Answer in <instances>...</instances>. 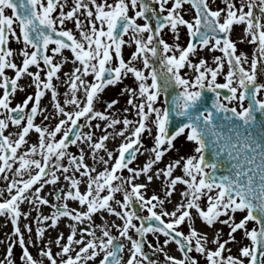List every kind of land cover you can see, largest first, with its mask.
<instances>
[{
	"label": "snow or ice",
	"instance_id": "6c2138e0",
	"mask_svg": "<svg viewBox=\"0 0 264 264\" xmlns=\"http://www.w3.org/2000/svg\"><path fill=\"white\" fill-rule=\"evenodd\" d=\"M222 3L224 7L213 10L210 0H171V4L169 0H0V178L5 181L0 188V216L11 217L16 237L7 247V264H15L11 257L17 242L23 264H44V258L49 264H154L144 251L148 233L158 242L162 234L165 246L173 241L178 245L182 257L169 255L163 246L159 248L167 264H200L191 255L193 251L204 257L205 264H264V0ZM185 4L195 10L191 19L182 14ZM138 19L145 23H138ZM67 20L74 21L79 38L72 30L64 29ZM234 25H244L239 42L254 46L251 56L245 52L237 54V42L230 38ZM165 28L172 32L174 43H168L161 35ZM181 28L186 29L189 38L186 46L179 43ZM125 36L129 38L126 40ZM10 37L22 44L20 64L12 59ZM49 45H55L51 52L61 56L60 62H54V56L48 54ZM125 45H134L128 60L123 55ZM205 48L222 53L213 57L215 67L204 58L198 62L190 59ZM65 49L72 53V68L63 73L66 79H62L58 73L70 60L64 55ZM31 66L37 71H30ZM185 68L192 70L191 77L182 74ZM7 69L15 70V78L6 75ZM42 72L46 79L41 78ZM222 74L224 82L218 83L217 77ZM129 75L136 87L126 85L122 90L121 94L128 93V107L123 111L134 109L136 118L119 119L96 110L94 102L100 94ZM23 76L32 78L37 91L10 107L12 94L18 87L23 90L18 85ZM54 79L68 85L63 102L58 99ZM222 89L229 94L222 97ZM45 90L51 91L59 115L51 130L34 123L37 113L43 115L46 111L40 108ZM208 92L214 96L210 98ZM30 101L32 106L25 112ZM118 103L113 99L107 107L111 109ZM81 118L84 125L79 123ZM92 120L104 122L105 134L96 140L93 132L80 130L85 126L101 128ZM10 124L19 130L6 135ZM118 125L122 127L117 128ZM33 129L38 133V144H32L27 152L19 151L28 143L26 137ZM146 132L153 139V147L145 149L151 156L143 167L130 168L143 147L142 134ZM110 137L122 138L117 155L105 144ZM178 137L192 145V154L153 171V165L174 148ZM70 144L79 148L78 156L68 151ZM81 144L87 146L94 161L99 150L108 157L106 160L99 156L106 167L95 176L92 173L96 168L85 163ZM38 150L40 159L35 158ZM177 168L182 174L174 175ZM124 169L131 175L124 177ZM58 172L69 182L68 190H60L55 196L56 201H63L60 204L41 195L45 185H56L60 180ZM77 172L82 179L87 178L83 193ZM24 175L28 178L24 179ZM141 175L148 182L164 177V198L154 194L146 199L141 189L147 184L135 182ZM178 184L186 186L180 192L181 201L170 212L155 211L172 196ZM105 190L107 194L101 195ZM116 193H122V199H116ZM68 200L78 201L86 210L70 209ZM134 201H140L149 215H137L130 208ZM23 203L50 204L54 209L51 216H37L38 225L51 221L48 226L55 228L66 217L81 224L87 220L89 226L79 229L77 238L76 224H69L65 243H61L65 239L63 233L55 241H48V245H57L59 252L53 253L49 246L40 249V259L35 258L19 225L21 217L26 220L29 215L22 212ZM104 212L118 217L122 225L112 222L93 226L94 214ZM238 212L243 215L237 222ZM133 220L141 223L137 226ZM197 221L208 228L217 223L228 226L229 239L221 241L223 230L217 229L210 240L206 232L195 227ZM185 224L187 234L178 230ZM24 227L32 232L29 224ZM112 227L117 228L119 236L113 235ZM130 229L140 239L134 238ZM237 230H242L250 243L240 248L239 256H224L225 251H230L225 245L235 240L233 233ZM36 231L41 237L45 234L44 227ZM125 241L130 244L126 259ZM210 243L216 245L215 249L208 247ZM0 264L5 262L0 260Z\"/></svg>",
	"mask_w": 264,
	"mask_h": 264
},
{
	"label": "rangeland",
	"instance_id": "374dc122",
	"mask_svg": "<svg viewBox=\"0 0 264 264\" xmlns=\"http://www.w3.org/2000/svg\"><path fill=\"white\" fill-rule=\"evenodd\" d=\"M61 2H63V0H61ZM98 2H100V0H98ZM112 0H109V3H111ZM169 4H171V0H169ZM158 7V5H155ZM225 5L222 3V0H210V7L213 8V10H215L218 7H224ZM184 8L186 11H184L182 14L185 16V19H191L193 17V15L195 14V10L191 9V6L188 4L184 5ZM65 10H69L68 7L66 6ZM246 10V9H245ZM83 11V10H81ZM131 14V13H130ZM166 14V13H165ZM54 15H56V13H54ZM84 20V19H81ZM86 24L88 23L87 21H84ZM138 23H145V21L143 19H138L137 21ZM90 26V25H89ZM58 29L60 28L59 24L57 25ZM64 29L66 30H72V32L77 36V38H79V30L75 27V23L73 20H67L65 22V25L63 26ZM244 25H234L233 26V31L231 33L230 38L237 42V54H239L240 52H245L247 53L249 56L252 55L253 51H254V46L244 42V43H240V37H242L244 35ZM147 35V34H145ZM161 35L163 36V38L168 42V43H174V39H173V34L172 32L169 30V28H165ZM129 37L125 36V39L127 40ZM188 36L186 34V29L181 28L180 31V40L179 43L183 46H186L187 40H188ZM9 47H11L13 49V57L12 59L14 60V62H16L17 64H20L22 61V56L19 54L20 49L22 48V44L18 43L14 38L9 39ZM55 45H49V51L48 54L49 55H53L54 56V62H60L61 61V56L59 54H53L51 52V48L54 47ZM32 49L29 48V51H31ZM65 51L69 52V57L70 59L72 58V53L70 50L65 49ZM134 51V45L133 46H128L125 45L124 49H123V55L124 58L126 60H128L130 58V54L131 52ZM66 55V54H64ZM217 55H222V53H220L218 50L215 52L209 51L207 48L203 49V50H198L197 55L195 56H191L190 59H192L194 62H198L199 59L204 58L208 61V64L212 67H215V62L213 60L214 56ZM113 64H115V61L113 62ZM41 65L43 66V62L41 61ZM247 67V65H245ZM62 70V69H61ZM30 71H37V69L35 68V66H31L30 67ZM225 73L227 71V65L225 64V69H224ZM14 73L15 70L13 69H7L6 70V75H8L10 78L14 77ZM182 74L186 75V77H191L192 76V70L189 68H185L182 70ZM58 75L61 76L62 79H66L65 77H63V71H61L60 73H58ZM41 78L42 79H46V75L44 72L41 73ZM89 80L92 79V77H88ZM0 82H2V80H0ZM217 82L218 83H223L224 82V75H219L217 77ZM53 83L56 85L57 91H58V87L59 85H62V90L58 91L59 92V96L58 99L62 102L63 99H65L64 93L66 92V90L63 88V86L65 85V83H61L60 80H53ZM18 85L19 86H23V90H20V87L17 88V91L12 94V96L10 97L11 99V105L10 107H15L16 104L21 103L27 96L29 95H33L35 94V92L37 91L35 84L32 81V78L28 77V76H23L21 77V79L18 81ZM129 86V87H136V82L134 80V78L129 75L127 78H125L121 83H118L115 86H108L103 93L100 94L99 100L94 102V106L95 109L98 111H103L106 114H110L115 116L116 118L119 119H123L124 117H127L128 119H135V110L133 109L132 111L129 112H124L123 109L125 107H128L127 105V99H128V93H124L121 94L122 90L124 89L125 86ZM69 90V88H68ZM68 92V91H67ZM3 94V89L0 88V95ZM116 99L119 101L118 104L114 105L111 109H109L107 107V103L110 102L111 100ZM41 104H43V108L45 109V106H50L49 110L51 111L50 115L48 116V119H44L43 115L38 112L35 119H34V123L37 125H40L41 127H47L50 130L54 127V125L56 123H58V119H59V115L58 113H56L54 105H55V101H53L52 97H51V91L50 90H45V95L43 97H41ZM32 106V102H29V107L25 109V112H28L30 110V107ZM3 110H0V112H2ZM2 118V117H1ZM80 124L84 125L86 122L84 120V118H81ZM91 123L93 125L99 123L101 124L102 127V123L103 121H98V120H92ZM122 127V125H118L117 128ZM19 129L15 126V125H11L9 126V129L5 130V134L7 135L9 132L11 133H15L17 132ZM81 131H91L93 132V139L96 140L98 139L100 136L98 134V131L100 130L102 135L105 134V129L104 128H88V127H83L82 129H80ZM112 129H107V132H112ZM31 132H35V130L33 129ZM153 132H155V129L153 130ZM36 133V132H35ZM38 135V133H36ZM58 138L60 136V134H57ZM13 139L16 138L15 136L12 137ZM111 139V140H110ZM122 142V138L117 137L116 139H112L111 137L109 138V140L105 141V144L108 148V150L113 151L114 155H117V149L119 147V144ZM142 142H143V147L141 148V151L139 153H137L136 155V159L133 160L131 162V164H129L130 168H141L143 167V165L149 160L151 153L150 151H145V149H151L153 147V139L152 136H150L147 132L142 134ZM79 143V142H78ZM37 144V143H34ZM174 144V148L172 150H170L169 152L165 153L164 157L162 158V160L160 162H158L156 165H153V169L156 170L158 168H164L170 161L174 160V159H178L181 156H187V155H191L192 154V145L187 142L186 140H184L183 137H178L177 140H175L173 142ZM31 145H24L22 146V148L19 151L22 152H27L28 148ZM81 147L84 148L85 150V163H87L89 165V167L93 166V163H97V167H98V171L93 172L92 175L95 176L99 171H101V169L103 167H101L100 165H103L100 161H99V156H104V158L107 160L108 157L105 154V152L103 150H99L97 152V159L94 161L92 159V155L90 153V150L87 148L86 145L81 144ZM68 151L71 152L73 155H79V148L76 145H69ZM36 159H40V155H39V150L37 155L35 156ZM63 163L66 165L67 164V158L64 159ZM112 163V161H110V164ZM16 166H18V162L17 164H15L13 167L15 168ZM106 167V166H105ZM71 171V170H70ZM58 175H60V179L61 181L57 182L56 185H45L44 189L41 192V195L45 198H47L49 201H51L52 203H63V201H56L55 196L57 194V192H59L60 190H63L64 192H66L68 190V181H65L63 179V174L58 172ZM120 174V173H118ZM176 174H182L179 170V168H177V170L174 172V175ZM9 177L11 178L12 173L9 172L8 173ZM122 175L124 177H128L131 175V173H129L127 171V169H124L122 172ZM140 177H142V180L140 183H144L147 184V188L145 189H141L143 195L145 196L146 199L151 198L152 195H159L161 198H164L165 196V191H164V177H160V182L156 183L155 185L152 184L154 182V179L151 182H148L145 177L143 175H141ZM21 177H17V179H20ZM24 179H27V175L23 176ZM46 178H50V177H46ZM76 178L77 179H82L80 176V173L77 172L76 173ZM83 179H87L86 177ZM114 183H119V181H115ZM5 184V181L0 178V188H3ZM180 185V184H178ZM39 186V185H36ZM181 189L183 190L186 186L184 185H180ZM130 187V186H129ZM86 189L82 190V193L85 192ZM107 194V190H105V192H102L101 195H105ZM115 198L116 199H122V193H116L115 194ZM182 199V198H181ZM68 206L70 209H74L75 211H79L77 208L78 204L77 201L74 200H68L67 201ZM155 203V202H153ZM164 205H167L166 202ZM176 204L172 203L171 206H169L168 209H166L167 211H172L174 209V206ZM36 207H39V212L43 215H47V216H51V214L53 213L54 209L51 207V205H40V204H36ZM84 210H86V206L84 205H80ZM115 206V205H114ZM22 207H25L26 212L29 213L27 219L25 220V224H29L32 228V232L28 233L27 229L24 227V222H22V224L20 225L21 227V231L24 233L25 235V241L26 244L29 248V251L31 252V254L35 257L40 259V249L41 248H46V247H51L53 253H57L59 252V247L57 245H55L54 243L51 245H48V241L42 243L41 245L37 243V241L35 239H29L27 238V236L29 235H33L35 234L36 237L39 239L40 243L42 242L41 237L39 238V235L37 233V228L38 227H44L45 228V234L44 236H51L53 234V239H51L52 241H55L58 237V235L60 233H63L65 239L61 241V243H65L66 242V237L70 234V229H69V224H76V226H78V224L76 221H72L70 218H66V217H62L60 219V222L58 223V225L55 228L49 227L48 225H50L51 221H43L41 224H37V221H32L30 213H32L33 209L32 206H30L28 203H23L21 204V209ZM131 209H135L137 208L136 212L137 215L139 216H147L149 215V213L147 212V209L144 208L141 204L140 201H134L133 204L130 206ZM119 210V208H118ZM162 210H164L161 206H157V208L155 209V211H157L158 213L161 212ZM109 214V213H108ZM242 213H237L236 214V220L237 222L239 221V219L242 218ZM110 217H114V215L109 214ZM24 218V217H23ZM165 220L169 219V217H164ZM221 219H226V217H221ZM85 224L88 225L87 220L84 221ZM93 226L101 224V223H105L104 218L102 217V215L100 213H96L93 216ZM109 225L112 224V222H107ZM123 221L120 220L118 217H116V221L115 224L117 225H122ZM133 223L137 224V226H139V224L141 223L138 220H133ZM219 224V223H218ZM222 225V224H220ZM204 226V232H206L209 236V238H211V236H213L214 232L216 231V229L213 228H208L207 226ZM226 226V225H224ZM13 230H14V226L11 223V217H5V216H0V233H2V244H1V260L5 262V264H7V247L9 244H12L14 240H16V237L13 236ZM179 231H183L185 232V234H187V232L189 231L188 227L185 225H181L179 226ZM111 231L113 233V235L119 236V231L117 230V228L112 227ZM230 231V229L228 228V226H226V228L222 231V236L225 234L227 236V240L229 239L228 237V232ZM239 235L236 239V241L234 243H229L225 245L226 249H231L233 248V251H225L223 253L224 256H228V255H232V256H239L240 255V248L248 245L250 243V240L248 238H246L244 236V233L242 230H238ZM130 234L134 236V238L139 239V235L135 232L134 229H130ZM101 235L99 229H97V236ZM48 238V237H47ZM147 238L149 239L150 243L148 245H146V247L144 248L145 253L148 255L149 259L154 261V264H167V261L165 259L164 253L159 251V248L161 246L164 247V251L167 252L169 255H173L176 257H182V253L179 251L178 245L173 241L170 242L168 245H163V240L165 239V237L160 234L159 235V242L157 241L156 237L153 236V234L148 233L147 234ZM126 244V248L130 247V244L125 241ZM151 245V246H150ZM214 244H209L208 247L215 249ZM126 248H125V259L127 258V253H126ZM22 255V251H21V246L17 243H15L13 245V251H12V257L11 259L15 262V264H23V261L20 259V256ZM191 255L195 256L199 261L200 264H205V260L204 257L201 256L198 253H195V251H193V253H191ZM246 259V258H245ZM44 264H49L48 260L46 258H44Z\"/></svg>",
	"mask_w": 264,
	"mask_h": 264
},
{
	"label": "bare ground",
	"instance_id": "6f19581e",
	"mask_svg": "<svg viewBox=\"0 0 264 264\" xmlns=\"http://www.w3.org/2000/svg\"><path fill=\"white\" fill-rule=\"evenodd\" d=\"M80 19H84V17L81 16ZM63 51H64V54H66V56L69 57V52H68V51H65V50H63ZM69 58H70V57H69ZM70 61H71V59L69 60V63H67V64L62 68L61 71H63V73H64V72H68V71L72 68V64H71ZM63 88L66 90V92L69 91V90H68V85H67V84H65V85L63 86ZM61 90H62V85H59V87H58V91H61ZM46 91H47V90H46ZM64 100H65V99H63L62 102H63ZM49 107H50V106H48V105L45 106L46 111L43 113V117H44L45 115H47V116L50 115L51 111L49 110ZM65 107H66L67 109H69V110L72 109V106H71V105H65ZM40 108H41V109L43 108V104H41V103H40ZM103 125H104V122L102 123V127H101V128H103ZM98 134H99V136H102V133H101L100 130L98 131ZM26 140H27V142H28L26 145H32V144H34V143H37V144H38V135H37L35 132H31V131H30L29 135L26 137ZM110 140H111V139H110ZM93 164H94V165L91 166V167H95V168H96V172H97V171H98V167L96 166L97 163H93ZM100 166L103 167V168L101 169V171H102V170L104 169L105 165H100ZM153 171H155V170L153 169ZM150 174H151V173H150ZM86 180H87V179H82V182H81V184H80V186H79L81 192H82V190H84V189L87 188ZM141 180H142V177H139L135 182L140 183ZM60 181H61V179L59 180V182H60ZM159 182H160V178L157 179V178L154 177V182H153L152 184L155 185L156 183H159ZM181 191H182L181 186H180V185H177L176 190L173 192L172 196H171L170 198H168V200H170V202H168V200H166V204L169 205V206H171L172 203L177 204L178 202H180V201H181V196H180V192H181ZM77 204H78V207H79V208H77V209H78L79 211H83V209H82V207L80 206V204H79L78 201H77ZM167 205H163L162 208H163L164 210L168 209L169 206H167ZM32 209H33V211H32V213H30V216H31L32 221H36V217H37V216H41V215H43V214H41V213L39 212V207H36L35 205L32 206ZM21 210H22V212H26L25 207H22ZM102 217L104 218L105 223H107V222H114V223H115V221H116V217H115V216H114V217H110L109 214H108L107 212H104L103 215H102ZM22 222H24V225H25V218H23V217H21V219H20V221H19V225H21ZM87 222H88V221H87ZM88 226H89V222H88V225L85 224V222L82 223V224H81V223L78 224V226H77V238H79V236H80L79 229H81V228H85V227H88ZM195 227H196L199 231L204 232V229H203L204 226H203V223H202V222L197 221L196 224H195ZM214 228H215L216 230H217V229H222V230H224V229L226 228V226H224V225H220V224L217 223L216 225H214ZM222 234H223V233H222ZM222 234H221V241L227 240V236H226L225 234L222 236ZM238 235H239V232H238V230H237L236 233H233V236H235V240H234V241H230V243H234V242L236 241ZM40 237H41V236H39V238H40ZM47 237H48V238H47ZM212 237H213V236H211L210 240L212 239ZM27 238H29L30 240H31V239H35V240L37 241V243L41 245L42 243L47 242L48 240L53 239V234H52L51 236H43V237H41V240H42L41 243H40L39 239L36 237L35 234H33V235L31 234V235L27 236ZM139 239H140V237H139ZM149 243H150V241H149V239H148L147 236H146V242H145L144 248H145L146 245H148ZM1 244H2V233H0V260H1ZM210 244H211V243H210ZM74 247H76V250H78V246H74ZM214 247H216V245H215ZM232 251H233V248L230 249V252H232ZM124 253H125V252H124ZM126 253H127V248H126ZM89 264H92V262H89Z\"/></svg>",
	"mask_w": 264,
	"mask_h": 264
},
{
	"label": "water",
	"instance_id": "95a60500",
	"mask_svg": "<svg viewBox=\"0 0 264 264\" xmlns=\"http://www.w3.org/2000/svg\"><path fill=\"white\" fill-rule=\"evenodd\" d=\"M64 39L66 40V38H64ZM220 91L222 92V96H223V95H228V94H229L228 91H227L226 89H222V90H220ZM207 95H208L210 98L214 96V94L211 93V92H208ZM209 102H210V101H209ZM13 115H17V114L14 113ZM70 136H71V134H70ZM147 223H148V222H145V225H146V226H147ZM152 223H158V222L152 221Z\"/></svg>",
	"mask_w": 264,
	"mask_h": 264
}]
</instances>
